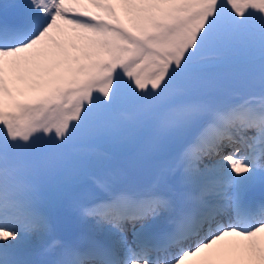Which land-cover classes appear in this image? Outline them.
I'll list each match as a JSON object with an SVG mask.
<instances>
[{"label":"snow or ice","instance_id":"6c2138e0","mask_svg":"<svg viewBox=\"0 0 264 264\" xmlns=\"http://www.w3.org/2000/svg\"><path fill=\"white\" fill-rule=\"evenodd\" d=\"M0 264H264V0H0Z\"/></svg>","mask_w":264,"mask_h":264},{"label":"bare ground","instance_id":"6f19581e","mask_svg":"<svg viewBox=\"0 0 264 264\" xmlns=\"http://www.w3.org/2000/svg\"><path fill=\"white\" fill-rule=\"evenodd\" d=\"M97 187H98V186H97ZM98 190H99V191H103V189H99V187H98ZM60 243H61V242H60ZM60 243L58 242V239H55L54 236H53V237H51V238H49V239H47V240L45 241V243H44V247H43L41 250H42V251L49 250V249H51V248H54V247L59 246Z\"/></svg>","mask_w":264,"mask_h":264}]
</instances>
